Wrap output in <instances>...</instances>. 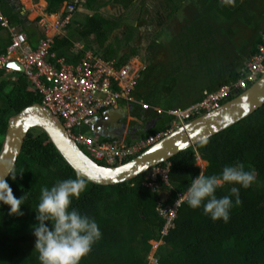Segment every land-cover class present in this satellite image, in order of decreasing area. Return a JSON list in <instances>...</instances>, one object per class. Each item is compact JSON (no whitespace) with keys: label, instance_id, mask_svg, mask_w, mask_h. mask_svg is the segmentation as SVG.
I'll return each mask as SVG.
<instances>
[{"label":"trees","instance_id":"obj_1","mask_svg":"<svg viewBox=\"0 0 264 264\" xmlns=\"http://www.w3.org/2000/svg\"><path fill=\"white\" fill-rule=\"evenodd\" d=\"M71 1L48 0V10L55 13ZM184 1L165 0L164 10L161 8L158 12L159 19L154 18L157 23L153 24V39L149 48L154 51L159 48L158 38L166 27L164 20L180 17ZM192 3H195L198 14L188 19L190 25L187 31L179 30L181 35L177 33L179 37L184 33L189 35L185 44L181 42L180 48L187 50L201 41V32H212L211 23L205 29L201 27L203 18L213 20L214 15L211 14L223 19L219 27L214 25V31L219 30L231 37L234 48V54H226L228 61L218 73L208 78V84L200 91L199 101L207 95L205 92L212 93L237 81L246 61L259 52V46L264 41V0H234V5H222L220 0H192ZM82 4L91 13L78 11L67 26L66 33L56 36L51 49L53 61L61 57L69 62L78 61L87 50H92L107 59L117 60L121 66L140 54V37L135 40L130 37L124 44L121 37L128 35L131 27H136L139 17H143L147 0H85ZM0 6L12 25H19L30 40H36L38 28L23 14L20 0H0ZM109 6L122 13H111L107 9ZM165 11L167 16H164ZM188 13L191 14L187 10L184 15ZM134 15L138 18L131 23ZM11 41L9 29L0 23V55L7 52ZM77 43H84L85 48L73 53ZM154 51L149 57L153 64L143 72L135 92L137 98L149 103L158 102L151 99L158 91L154 81L158 78L159 67L155 63L154 56L157 54ZM174 85L175 79L158 94L165 92V96L170 95ZM153 86L155 89L152 92L146 88ZM142 89H147V92L143 93ZM42 101L23 73L9 78L4 70H0V151L9 118L25 107ZM166 107L175 108L170 103ZM168 127L164 123L156 131ZM148 136L145 134L142 138ZM198 152L209 163L206 175H219L225 166L238 162H242L246 170L256 173L252 186L240 189L241 202L235 204L233 198L227 223L222 219L213 221L204 213L202 206L193 209L184 203L174 219V227L165 234L167 220L157 209L159 201L165 196L146 186L147 173L112 186L96 185L83 179L87 189L79 200H73L72 207L96 220L102 238L80 264H150L154 242L161 243L155 253L157 264H264V107L196 148L161 164L163 167L171 165L170 185L162 183L166 197L169 195L168 204H174L187 190L192 178L200 174ZM15 171L16 178L10 177L7 183L14 196L20 198L25 195L26 200L21 206L22 216H9V206L0 205V264H40L34 249L36 238L32 225L37 223L35 208L41 187L51 188L60 180L82 178L39 129L30 132ZM233 186L239 187L226 183L217 190V197L228 195Z\"/></svg>","mask_w":264,"mask_h":264},{"label":"built area","instance_id":"obj_2","mask_svg":"<svg viewBox=\"0 0 264 264\" xmlns=\"http://www.w3.org/2000/svg\"><path fill=\"white\" fill-rule=\"evenodd\" d=\"M83 2L85 0L67 2L55 24L44 20L42 23L47 32L55 28L57 34H48L40 40L36 48L30 45L28 34L12 26L0 9V23L9 29L12 38L7 52L0 55V70H4L6 76H14L17 70L9 64L19 63L31 88L42 97V103L63 120L71 138L98 162L115 166L131 160L176 128L220 108L231 98L248 90L264 74L263 41L259 46V52L246 61L237 81L222 86L188 107L165 108L151 105L137 98L135 94L143 72L148 69L146 61L133 57L120 66L117 60L107 59L92 50H87L78 61L69 62L65 57L55 61L51 59V49L56 36L65 31L78 11L84 10ZM84 48L85 46L80 47L78 44L73 53ZM121 103L139 105L144 111L152 110L170 119L171 124L167 129L159 130L147 138H140L132 143L102 141L87 133L86 130L92 126L94 118L119 107ZM170 166L158 165L149 170L146 186L164 194L162 183L170 185ZM168 199L169 195L162 198L157 207L160 215L167 220L165 234L174 227V219L181 206L176 207V201L174 204H168ZM157 263L155 254L151 255L150 264Z\"/></svg>","mask_w":264,"mask_h":264},{"label":"water","instance_id":"obj_3","mask_svg":"<svg viewBox=\"0 0 264 264\" xmlns=\"http://www.w3.org/2000/svg\"><path fill=\"white\" fill-rule=\"evenodd\" d=\"M9 66L17 70L16 75L23 72V67L17 62H11ZM174 90L173 88L172 93L167 96L173 98ZM199 98L200 96L186 107L195 103ZM262 107H264V74L248 90L227 101L220 108L198 116L176 128L135 158L123 164L111 166L100 163L89 155L71 138L60 117L53 114L43 103L35 102L9 118L0 151V178L9 180L11 176L7 174V171L16 168L25 141L30 132L35 129L43 131L48 136L62 158L82 179L96 185L112 186L129 182L147 173L153 167L169 162L180 153L196 148L202 142L250 117ZM122 116L124 115L120 109H110L103 116L92 120V126L87 133L96 138L99 123L106 126L108 123L111 124L115 117L122 119ZM121 129L124 130L125 127ZM140 137L141 135L134 137L132 141ZM118 139H120L119 142H123L120 135Z\"/></svg>","mask_w":264,"mask_h":264},{"label":"clouds","instance_id":"obj_4","mask_svg":"<svg viewBox=\"0 0 264 264\" xmlns=\"http://www.w3.org/2000/svg\"><path fill=\"white\" fill-rule=\"evenodd\" d=\"M220 2L222 5H234V0ZM160 117L167 121V125L171 124L170 119ZM7 174L15 179L17 172L11 168ZM255 180V171L246 170L242 162L225 166L219 175L209 176L202 170L198 176L192 178L187 190L176 200L175 206L179 207L184 203L193 209L202 206L204 213L213 221L222 219L227 223L233 198L235 204H239L240 189L250 188ZM226 183L239 187L233 186L228 195L217 197V190ZM86 189V182L80 178L57 181L51 188L41 187L39 202L35 208L37 223L32 225L36 238L34 249L38 253L40 264H80L91 252L93 245L102 238L96 220L72 207L73 200H79ZM25 200V195L20 198L14 196L7 181L0 178V205L9 206V216H22L21 206L25 204Z\"/></svg>","mask_w":264,"mask_h":264},{"label":"rangeland","instance_id":"obj_5","mask_svg":"<svg viewBox=\"0 0 264 264\" xmlns=\"http://www.w3.org/2000/svg\"><path fill=\"white\" fill-rule=\"evenodd\" d=\"M156 1L158 4L151 5L153 4L154 1L147 0V4L143 12V17L142 18L139 17L140 19L139 22L143 21L144 24L147 21L146 22L147 24L141 25L138 22L136 27H131L129 29L128 35L121 37L123 44L130 37H132V40L133 39L135 40L139 37L142 38L141 42L139 43V47H140L139 50L142 55H145L147 57L152 53L151 50H149L148 48L150 44V40L153 39V35H152L153 28H151L152 26L150 25L155 24L153 22V19L157 17L156 9L164 5V0L162 1L156 0ZM107 9H109V11H111V13L113 14L119 15L122 13L121 11L113 8L112 6H109ZM187 10H189L191 14L188 13L184 15V13L182 12L179 15L180 18L175 17V18H171L170 20H167L168 18L165 19V22L166 20L168 21V25H166L165 29H163L164 37L165 35L172 34L170 35L171 37L170 39H175V41L180 40L183 44L186 43L189 35L184 33V35L182 34L183 35L182 37L178 36L179 37L178 38L177 33H179V30L187 31V27H189L190 25L188 19L195 17L198 14L197 10L195 11V8L192 9L191 7H187ZM105 13L108 12L106 11ZM212 15H214L212 17L213 18L212 21H210L209 18L207 17L203 18L201 21V25H202L201 27L203 29H205L206 26H208L207 24L211 23L210 27L212 28V32L210 34L201 32L203 37L200 42L189 46L187 50L180 48L181 50L180 49L179 50L181 52H179L177 56L174 55V58L171 55V53H168L166 51L167 53H165L166 55L164 57L165 62L163 61L164 66L161 65L162 69L158 72L157 75L158 78L156 79L158 83H156V85H159L158 88H160L161 90L165 85L171 82V79L173 77H176L177 80L174 86L175 89L174 97L180 95L183 98L181 100H179L178 98V101L175 100V102H172L170 100V98L172 97L165 96L166 94L164 92L163 94H160L157 97L159 98L158 99L159 102L164 104L165 106L168 103L170 104L172 103L173 106L175 107L182 106L183 100L185 98L190 96H193V98L197 97L201 89L194 90V87L196 88L199 86L201 88L202 86H206L209 82L208 78L211 75L217 74L219 68L222 67L223 64H225L228 61V56L226 57V54H228L229 52H230L229 54L231 53L234 54V48L232 46L233 44H231L232 43L231 37H229L226 33H222L219 30L214 31L216 25H218L219 27L223 19L221 17H216L215 14H211L210 16ZM137 18L138 17L134 15L131 23H134L135 20H137ZM169 31L171 33H168ZM140 32L144 34L142 36L136 37ZM179 35L181 34L179 33ZM167 45L170 47L172 46L171 43H167L165 46ZM173 49H174L173 51H175V48ZM159 78H161V80ZM162 79H164V81ZM189 87L191 88V92L183 96L181 94L182 91L188 90ZM192 93L193 95H191ZM86 131L88 132V130ZM208 164H209L208 161L204 160L201 154L198 152L197 166L201 168V171L203 170V172L205 173ZM163 192H164V196L166 197L165 191ZM159 245L160 243L158 242L153 243L151 255H154L157 252Z\"/></svg>","mask_w":264,"mask_h":264},{"label":"crops","instance_id":"obj_6","mask_svg":"<svg viewBox=\"0 0 264 264\" xmlns=\"http://www.w3.org/2000/svg\"><path fill=\"white\" fill-rule=\"evenodd\" d=\"M20 2H21V5H22V12H23V14L24 15H26L27 16V18H28V20L31 22V23H33V22H35V24H36V27L38 28V34L36 35V40H34L33 39V41H32V39L30 40V38H29V43H30V45L33 47V48H36L38 45H39V42H40V40L42 39V38H44V37H46L48 34H51V35H54V34H57V30L55 29V28H52L50 31H48L47 32V30L45 29V27L43 26V21L44 20H46L48 23H50V24H55V22H57V20L59 19V13L61 12V10H62V8L65 6V4L67 3H65L64 4V6L59 10V11H57V12H55V13H50L49 12V2H48V0H20ZM192 5V4H191ZM193 5H195V3L193 4ZM189 7H191L192 9H193V7L195 8V6H190V4H189ZM0 9H1V11H2V13L8 18V20L10 21V18L8 17V15H6V13L4 12V9L0 6ZM81 12H85V13H91L90 11H87V9L86 8H84V10H82ZM165 16H167V15H165ZM38 20V22H36ZM146 20V19H145ZM160 21V20H159ZM185 21H186V19H185ZM147 22V21H146ZM144 23V24H147V23ZM188 22V21H187ZM10 24H11V22H10ZM165 26L166 25H168V21L166 20V22H165V20H164V23H163ZM12 25V24H11ZM163 25V26H164ZM12 26H14V27H16V28H18L19 30H22L21 29V27L19 26V25H12ZM66 30H67V28H65V31H63V33L62 34H64V33H66ZM26 32V31H25ZM161 33V32H160ZM159 33V34H160ZM168 36V35H167ZM167 36H165V37H167ZM168 39H167V41H169L170 43H173L174 41V39H170L171 37H167ZM140 40H142V38L140 39ZM141 42V41H140ZM80 45V47H83V46H85L84 45V43H77L76 44V46L77 45ZM172 47V46H171ZM174 48V47H173ZM139 49H140V47H139ZM174 49H168V50H166L168 53H171V55L173 56V58H174V55L175 56H177V54H179V51H177L176 49H175V51H173ZM166 51H161V52H157V51H154V52H156V54H158V58H157V60H156V65H158V67H159V71L162 69V66L161 65H163V63L165 62V60H164V57H165V53H167ZM139 52H140V50H139ZM135 58H137V59H140L141 61H146V62H148V63H150V64H153V62L152 61H150L149 60V56L147 57V56H145V55H142L141 53L138 55V56H136ZM164 61V62H163ZM164 66V65H163ZM160 80H161V78H159ZM173 79H175V83H176V80H177V78L176 77H173L172 79H171V82L169 83V84H171L172 83V81H173ZM156 80V79H155ZM159 80V81H160ZM163 81H164V79H162ZM154 82H156V83H158V81H154ZM155 83V84H156ZM157 87L156 88H158V86L159 85H156ZM175 86V85H174ZM149 91H153L155 88H154V86L152 87V88H150V87H146ZM164 88V87H163ZM205 88V86H202L201 88L198 86V87H194V90H198V89H204ZM147 89H142V92L144 93V92H147L146 90ZM153 89V90H152ZM188 89V88H187ZM161 90H163V89H161ZM161 90H160V88H158V91H157V93L153 96V97H151V99L153 100V101H155V102H157V103H153V102H150V104L151 105H156V106H161V107H165V108H167L166 106L167 105H169V103L168 104H166V106L164 105V104H162V103H160L159 102V98L157 97V96H159L160 94H162V93H159L158 94V92H161ZM141 91V90H140ZM191 92V88L189 87V89L188 90H183L182 91V95L184 96V95H186L187 93H190ZM180 94V93H179ZM200 94V93H199ZM191 95H193V93L191 94ZM137 96V95H136ZM179 96V97H178ZM177 97H173V98H170V100L172 101V102H175V100H177L178 101V98H179V100H181L183 97L182 96H180V95H178ZM187 97V96H186ZM197 97H199V95L197 96ZM197 97H195V98H193V96H190V97H187V98H185L184 100H183V104H182V106H178V107H186L190 102H192L193 100H195ZM121 104H126V103H121ZM120 104V105H121ZM172 104V103H171ZM120 105H119V107H117V108H114V109H120V108H123V106L122 107H120ZM173 105V104H172ZM137 107H139L138 108V110H139V112L136 114V117H133V118H131L130 120L131 121H134L135 120V122H136V124L137 125H139V127L140 126H143L144 124H142V123H147L146 122V119L148 118V117H150V118H148V119H152L151 121H152V124H151V126L147 129V130H145V134H153V133H156V132H158V131H156L158 128H160V126L161 125H163L164 123H167V121L164 119V118H162V117H160V116H158L154 111H149V115L148 114H146V111H143V109H141V107L139 106V105H137ZM113 109V110H114ZM121 110V109H120ZM147 116V117H146ZM117 117V116H116ZM114 118V120H113V122L110 124V123H108L106 126H103L104 124L102 123H99V125H97V129H98V134L96 135V138L98 139V140H114V141H118L119 142V140L120 139H118L119 138V134H114L113 133V131H114V129L116 130V129H121V128H123V126L126 124L125 123V119H121V118ZM118 117H119V115H118ZM123 117V116H122ZM134 119V120H133ZM119 124H123L122 126H120ZM168 124V123H167ZM148 125V124H147ZM113 129V130H112ZM108 131V132H107ZM109 131H110V133H109ZM124 131H125V129H124ZM145 134H143V135H145ZM142 134H141V137L143 136ZM140 136V135H139ZM122 139H123V142L124 143H131V142H133L132 141V138L131 139H128V138H126V136L124 135V136H122Z\"/></svg>","mask_w":264,"mask_h":264},{"label":"flooded vegetation","instance_id":"obj_7","mask_svg":"<svg viewBox=\"0 0 264 264\" xmlns=\"http://www.w3.org/2000/svg\"><path fill=\"white\" fill-rule=\"evenodd\" d=\"M154 2H153V4H151V5H155V4H158L157 3V1L156 0H153ZM162 1V0H161ZM164 4H166L165 3V0H164ZM183 4H185V5H183V7H182V10H180V11H182L183 13H185V12H187V7H189V5L188 4H193L192 3V0H185L184 1V3ZM161 8H163V6H161L160 8H158V9H156V15H157V17H155V19H159V14H158V12L161 10ZM154 9V8H153ZM163 10H164V8H163ZM182 12H180L179 13V15L182 13ZM165 14H164V16L165 15H167L166 13V11L164 12ZM178 15V16H179ZM180 18V17H179ZM157 20H154L153 19V22L156 24L157 23ZM143 22V21H142ZM141 25H144V24H142V23H140ZM152 24V23H151ZM150 26H152L151 28H154L153 27V25H150ZM155 26V25H154ZM156 27V26H155ZM140 31V30H139ZM164 32V31H163ZM168 33H171L170 31L168 32ZM139 34H142L141 32L139 33ZM170 35H172V34H168V36L167 35H165V36H167V37H170ZM164 34L162 33L160 36H159V38H158V40H159V48L158 49H156V51L159 53V51L161 52V51H166V50H168V49H173V47L177 50V51H179V52H181L179 49H180V47H181V41L180 40H176L175 41V39L173 40L174 42L173 43H171L172 44V47H170V46H165L167 43H170L169 41H167V37H164ZM178 37V36H177ZM163 38V39H162ZM179 38V37H178ZM150 45V44H149ZM149 48V47H148ZM149 50H151V52H153L154 50L153 49H151V48H149ZM153 53H151L150 55H149V57H151V55H152ZM157 58H158V54L156 55V56H154V59H156L157 60ZM160 82V81H159ZM123 106V108H120L121 109V112L123 113V118L122 119H125V125H124V127H125V131L123 130V129H114V131H113V133L115 134H119L121 137L122 136H126V138H128V139H131V138H136L137 136H139V135H143V134H145V130H147L150 126H151V124H152V119H148V118H150L151 116L149 115V112H146V114H148L150 117H148L147 119H146V122L147 123H142V124H144L143 126H140L139 127V125H137L136 124V122H135V120L134 121H131L130 119L131 118H133V117H136V114L139 112V110H138V108L139 107H137L136 105H130V104H121L120 105V107H122ZM109 111V110H108ZM107 112V111H106ZM106 112H103V113H101L100 114V116H103ZM147 117V116H146ZM148 124V125H147ZM97 131H98V129H96ZM113 130V129H112ZM96 132V131H95ZM108 132V131H107ZM109 133H110V131H109Z\"/></svg>","mask_w":264,"mask_h":264},{"label":"snow or ice","instance_id":"obj_8","mask_svg":"<svg viewBox=\"0 0 264 264\" xmlns=\"http://www.w3.org/2000/svg\"><path fill=\"white\" fill-rule=\"evenodd\" d=\"M13 67H15V66L13 65Z\"/></svg>","mask_w":264,"mask_h":264}]
</instances>
